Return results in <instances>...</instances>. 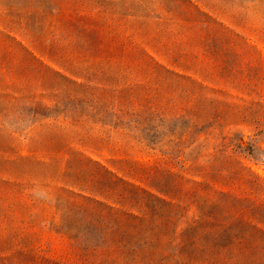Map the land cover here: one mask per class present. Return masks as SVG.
<instances>
[{
	"label": "trees",
	"instance_id": "16d2710c",
	"mask_svg": "<svg viewBox=\"0 0 264 264\" xmlns=\"http://www.w3.org/2000/svg\"><path fill=\"white\" fill-rule=\"evenodd\" d=\"M173 2V26L159 18L145 25L144 48L127 30L82 14L76 0L0 6L7 33L0 34L8 102L2 115L31 119L4 128L0 264H60L43 250L50 235L69 247L66 264H264V181L236 158L244 135L224 134L248 118L258 126L264 115V107L252 113L227 93L250 97L264 58L190 1ZM11 45L51 76L48 98L28 96L11 76ZM38 122L117 134L157 153L162 164L120 176L76 154L68 169L82 170L47 176L38 185L45 198H38L37 184L9 169L26 160L10 142ZM211 140L217 145L204 166L197 157L185 160ZM247 161L264 164L262 157Z\"/></svg>",
	"mask_w": 264,
	"mask_h": 264
},
{
	"label": "rangeland",
	"instance_id": "374dc122",
	"mask_svg": "<svg viewBox=\"0 0 264 264\" xmlns=\"http://www.w3.org/2000/svg\"><path fill=\"white\" fill-rule=\"evenodd\" d=\"M34 0H0V6H7L15 9H25ZM74 0H67L68 4ZM174 0H76L79 10L84 15L93 13L100 24L111 25L125 29L126 38L133 35L132 42L144 48V26L153 27L157 19L167 21L166 25L173 26L171 9L174 10ZM201 12L208 14L213 20L221 23L233 33L244 39L250 46H253L264 58V0H188ZM0 20H2L0 18ZM0 26V34L6 35ZM22 46L29 49L27 41L16 39ZM3 47V45H0ZM7 47V46H4ZM13 57H8L10 68H16L11 72V76L16 78L17 84L27 86L28 96L48 98L49 90L52 86L51 76L44 69L37 68L31 61L20 52L19 48L11 45L8 49ZM152 54V53H151ZM1 63V62H0ZM42 63L48 66V62L42 59ZM0 75H4L5 66L2 64ZM254 82L258 87L250 94V97L238 95L228 91L236 100H241L245 109L261 111L264 107V71L256 73ZM6 84L0 82V148H3L7 141L4 128L13 124L27 125L31 119L24 117L22 122L14 117H4L2 114L8 106V102L3 98L6 94L4 87ZM213 88V87H212ZM216 89V88H214ZM11 93L13 90H7ZM236 100H233L234 102ZM237 102V101H236ZM3 116V117H2ZM263 116V117H262ZM251 119H247V124L237 128L227 127L224 134L242 133L244 135L243 146L236 150V158L252 173L264 181V164L254 165L247 161L249 156L264 158V115L259 118L258 126L251 125ZM257 126V127H256ZM259 128L262 135L253 136V130ZM87 130L74 129L53 122H38L26 135L14 138L10 145L15 154L26 160L11 166L9 169L18 174L21 180L29 178L35 186L34 193L38 198H45V191L38 185L47 176H57L60 173L74 176L82 170L80 164L71 165L69 161L72 156L81 154L95 162L102 164L105 168L120 176L124 172L139 167H150L162 164V158L154 152L147 150L143 145L129 140L117 134L109 133L105 130H94L91 134H86ZM91 140V142L89 141ZM258 142V144L256 143ZM95 143V145H93ZM217 143H202L201 141L185 153V160H192L197 157L196 164L204 166L213 155V146ZM94 146V147H92ZM115 162V164L113 163ZM187 164V163H186ZM2 160L0 159V181L4 179ZM120 170L123 173H120ZM80 174V173H79ZM81 175V174H80ZM53 185V184H52ZM55 186V185H54ZM58 187H61L58 185ZM43 250L48 252L53 260L60 264H66L71 252L66 243L57 236L50 235L45 238Z\"/></svg>",
	"mask_w": 264,
	"mask_h": 264
}]
</instances>
